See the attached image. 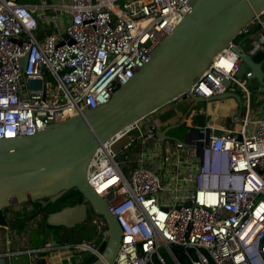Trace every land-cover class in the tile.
<instances>
[{
    "label": "built area",
    "instance_id": "2783aa9c",
    "mask_svg": "<svg viewBox=\"0 0 264 264\" xmlns=\"http://www.w3.org/2000/svg\"><path fill=\"white\" fill-rule=\"evenodd\" d=\"M189 2L0 0V139L31 137L108 103L190 12ZM246 37L250 54L264 50V13L213 59L188 97L211 99L239 88L248 98L250 73L236 78L242 61L233 52ZM244 105L238 130L201 128L191 114L184 141L162 143L140 122L100 145L87 180L122 231L112 264H167L166 258L181 264L179 257L187 264H264V119L250 121V100ZM88 223L91 239L4 258L102 261L107 224L92 213ZM1 228L10 231L8 224Z\"/></svg>",
    "mask_w": 264,
    "mask_h": 264
},
{
    "label": "water",
    "instance_id": "95a60500",
    "mask_svg": "<svg viewBox=\"0 0 264 264\" xmlns=\"http://www.w3.org/2000/svg\"><path fill=\"white\" fill-rule=\"evenodd\" d=\"M189 6L190 12L155 47L149 62L108 103L87 110L81 117L50 125L31 137L0 139V212L43 200L54 204L66 193L76 190L82 202L49 213L45 227L73 230L85 223L88 211L101 217L107 224V240L99 248L103 260L91 258L86 264L113 263L122 231L116 217L87 180L100 145L176 101L187 103L178 123L162 130L154 123L148 126L162 143L176 141L167 131L180 128L194 108L200 112L192 114L193 122L204 127L211 101L233 98L243 115L247 111L236 93L226 92L211 99L187 94L213 59L229 47L243 28L264 13V0H190ZM251 43V37L236 42L233 52L242 61L236 78L250 73L248 84L264 94V50L250 54ZM25 63L23 59L22 68ZM222 83L230 87L226 79ZM257 101V97L250 101L249 110H253L251 107ZM260 119H264V113ZM36 264L45 262L38 260Z\"/></svg>",
    "mask_w": 264,
    "mask_h": 264
},
{
    "label": "crops",
    "instance_id": "0c3cea01",
    "mask_svg": "<svg viewBox=\"0 0 264 264\" xmlns=\"http://www.w3.org/2000/svg\"><path fill=\"white\" fill-rule=\"evenodd\" d=\"M21 1L29 2L32 0H21ZM65 1L66 0H51L49 2L58 5L63 2L65 3ZM246 87L248 88V98H246L247 96L246 97L243 96L244 91H242L239 88L237 89L235 88L234 91L230 90L228 92L238 94L242 99L243 103H246V99L253 101V99L257 97L258 100L257 103H253L251 107V109L253 110H248V117L250 121H254L260 119L264 113V94H260L256 92L257 90H253V88L249 84H247ZM176 103L179 104L180 102L176 101ZM174 106L175 105L171 106L168 109L163 110L155 119L151 120L147 124L142 123V125L148 128V126L151 123H154L157 125L158 130H162L164 128H167L168 126L175 125L180 120L181 113L174 111L173 108ZM251 112H254L252 116H251ZM244 115L242 114L241 107L238 105L237 101L233 98L211 101L207 105L206 123L211 124L219 129L238 130L239 120ZM42 202L48 203L49 201L43 200ZM18 214L23 215V217L25 218L29 217V222H27V220H24L26 223V229L24 228L22 232H20V230L14 226L15 223L12 222V220L15 219V217ZM44 214L45 213L42 212L36 213V209L33 206H26V204L6 209V211H4L1 214V216L5 218L4 225L8 224L10 226L9 229L10 231L6 232L2 230L1 228L2 225H0V255H2L0 257V264H13L12 261L17 260V259L4 258V254L6 253L27 249V248H38L40 246H43L45 243H63V242L65 243L66 240L73 239V237L78 235L77 233L80 232L76 228L73 230H66V229L50 230L45 227V221L42 227L43 218L45 216ZM29 227L35 229L40 234V239H41L40 242L37 243L29 242L31 236ZM7 241H9V243H7ZM19 257H24V256H19ZM25 258L27 260V264H29V258L27 256Z\"/></svg>",
    "mask_w": 264,
    "mask_h": 264
},
{
    "label": "rangeland",
    "instance_id": "374dc122",
    "mask_svg": "<svg viewBox=\"0 0 264 264\" xmlns=\"http://www.w3.org/2000/svg\"><path fill=\"white\" fill-rule=\"evenodd\" d=\"M46 1H51V0H46ZM176 102H174V103H171L170 105H168V106H166L165 108H162V109H160V110H158L157 112H155L154 114H152V115H150V116H148L146 119H144L143 120V124H147V123H149L151 120H153V119H155L163 110H165V109H168V108H170L171 106H173L174 104H175ZM179 104H181L182 106H184V105H186L187 103H185V104H183V103H179ZM193 112H191L192 114L193 113H197V112H200V109H196V108H194L193 110H192ZM254 114V112H251V116ZM187 121H189L188 120V117H186V119H185V122L183 123V125L180 127V128H173V129H170V130H168L167 131V135L171 138V139H173V140H176V141H184L185 140V136H186V134H187V129H186V127H185V123L187 122ZM190 123H191V121H189ZM252 131H253V126L252 125H249L248 126V129H247V134L248 135H250L251 133H252ZM117 148L118 147H116V150H117ZM125 155H127V151H124V152H121V154H119V156H118V159H117V161H119V162H122L123 160H124V156ZM121 168L124 170V167L123 166H121ZM24 220H27V222H29V217H23V215H21V214H18L16 217H15V219H13L12 220V222L13 223H15V227L16 228H18L19 230H20V232H22L23 231V229L25 228L26 229V223H25V221ZM87 224H89L88 222H87ZM87 227H89L88 225H87ZM30 228V233H31V236H30V243H37V242H40V234L35 230V229H33V228H31V227H29ZM88 230H91L93 233H94V235H95V231H94V229L90 226L89 228H88ZM87 230V231H88ZM75 233V232H74ZM93 235V236H94ZM78 235H76L75 237H73V239H68V240H66V242H76V240H77V237ZM163 254V253H162ZM164 255V254H163ZM26 256H24V257H19V258H17V260H14V261H12L13 262V264H27V260H26V258H25ZM166 257V256H165ZM15 261H17V262H15ZM166 261H167V264H172L171 262H170V260L168 259V258H166Z\"/></svg>",
    "mask_w": 264,
    "mask_h": 264
},
{
    "label": "trees",
    "instance_id": "16d2710c",
    "mask_svg": "<svg viewBox=\"0 0 264 264\" xmlns=\"http://www.w3.org/2000/svg\"><path fill=\"white\" fill-rule=\"evenodd\" d=\"M82 200L81 195L76 191V190H72L68 193H66L64 196H62V198H60L56 203L54 204H49V203H43L42 201H37L35 203H27L26 206H33L36 209V213L38 212H42L45 213L44 218H43V222H42V227L44 225V221H45V217L53 212L54 210L52 209V207L55 208V210H60L63 207H67L69 205H76L79 204ZM6 211V210H4ZM0 212V225H4L5 223V218L3 216H1V214L4 212ZM34 215V214H33ZM79 225L76 226V229L78 230ZM88 228L85 230L81 229L80 232H78V236H77V240L76 242L79 241H83V240H88L91 239L94 235V233L91 230H88ZM180 263L181 264H187L184 262L182 257H179Z\"/></svg>",
    "mask_w": 264,
    "mask_h": 264
},
{
    "label": "flooded vegetation",
    "instance_id": "af4514ba",
    "mask_svg": "<svg viewBox=\"0 0 264 264\" xmlns=\"http://www.w3.org/2000/svg\"><path fill=\"white\" fill-rule=\"evenodd\" d=\"M180 102V101H179ZM175 106L173 107L174 108V111H177L178 113H181V116L182 115H184V112H185V110H186V106H182L181 104H178V103H175L174 104ZM81 202H82V200H81ZM80 202V203H81ZM69 206H74V205H69ZM52 209L54 210V211H56L55 210V208L54 207H52ZM53 211V212H54ZM90 215H91V213L88 211V213H87V219H86V221H85V223H83V224H80L79 225V228H78V230L80 231L81 229H84L85 230V228L87 229V228H89V227H87V222H88V220H89V218H90ZM89 226V225H88ZM78 234V233H77ZM79 235V234H78Z\"/></svg>",
    "mask_w": 264,
    "mask_h": 264
}]
</instances>
